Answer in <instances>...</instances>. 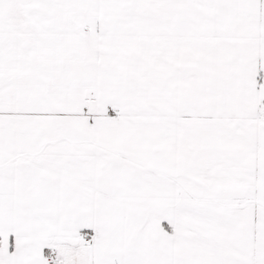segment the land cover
<instances>
[{"label": "snow or ice", "instance_id": "1", "mask_svg": "<svg viewBox=\"0 0 264 264\" xmlns=\"http://www.w3.org/2000/svg\"><path fill=\"white\" fill-rule=\"evenodd\" d=\"M0 264H264V0H0Z\"/></svg>", "mask_w": 264, "mask_h": 264}]
</instances>
